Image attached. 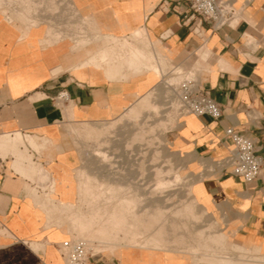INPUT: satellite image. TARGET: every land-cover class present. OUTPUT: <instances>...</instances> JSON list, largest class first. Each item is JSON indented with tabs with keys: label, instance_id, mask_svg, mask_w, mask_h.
<instances>
[{
	"label": "crops",
	"instance_id": "obj_1",
	"mask_svg": "<svg viewBox=\"0 0 264 264\" xmlns=\"http://www.w3.org/2000/svg\"><path fill=\"white\" fill-rule=\"evenodd\" d=\"M230 1L237 18L220 27L191 15L188 0H43L32 24L19 2L0 6V264H63L58 245L69 232L62 205L78 201L80 166L65 124L113 120L162 82L122 61L89 63L106 46L104 35L130 42L141 30L172 69H193L223 109L219 119L180 116L167 131L191 197L223 222L222 232L264 255V0ZM108 57L105 50L98 61ZM60 91L64 102L55 100ZM228 127L255 143L262 169L253 182L218 163L232 148ZM94 253L86 264H194L147 247Z\"/></svg>",
	"mask_w": 264,
	"mask_h": 264
},
{
	"label": "rangeland",
	"instance_id": "obj_2",
	"mask_svg": "<svg viewBox=\"0 0 264 264\" xmlns=\"http://www.w3.org/2000/svg\"><path fill=\"white\" fill-rule=\"evenodd\" d=\"M12 1L21 4V17L30 24L34 23L31 14L43 0H29L27 3L25 2L28 0H0V6ZM132 35L130 42L104 35L103 43L106 46L100 47L89 63L99 66L122 61L138 72L148 70L133 61L124 49L133 43ZM111 43L114 46L108 47ZM138 44H142V47ZM150 44L146 39L137 43V48L148 54L149 62L156 67L155 73L162 82L139 98L148 96L135 116H124L127 109L113 120L65 124L80 156V166L75 171L78 201L62 205V210L67 214L61 217L60 222L68 227L67 239H84L96 253L108 252L121 245L148 248V236H157L155 232L161 227L167 233L165 242L170 246L169 251H179L186 255L183 253L186 250L194 252L198 248L197 255L187 254L194 264H204L205 260L201 255L210 254L211 250L217 249L218 241L225 242V246L220 248L225 253H221L224 257H241L242 260L264 263V255H258L250 248L238 244L227 232H222L223 222L204 212L191 197V180L178 165L182 158L171 150L167 140V131L175 126L180 116L177 113V99L171 95L172 89L165 87L166 84H176L188 74V70L183 66L172 69L166 56L151 50ZM105 50L112 52L110 57L102 62L98 61L101 52ZM114 55H118V58ZM202 62L203 60L198 59V67ZM170 69L173 72L170 71L167 75ZM190 73L195 76L193 69ZM147 103L157 105V109L149 112L146 108L150 104ZM161 120L165 125L157 127L151 134L150 129ZM90 128L96 131L92 136L89 135ZM31 140H28L29 144ZM14 153L20 159L24 158L19 151ZM116 209L124 223L110 228L105 238L98 237L100 230L106 228L107 214ZM148 229H151L149 233ZM179 239L181 242L177 248ZM207 241V244L199 247ZM158 247L162 249V243ZM201 247L209 249L201 250Z\"/></svg>",
	"mask_w": 264,
	"mask_h": 264
},
{
	"label": "built area",
	"instance_id": "obj_3",
	"mask_svg": "<svg viewBox=\"0 0 264 264\" xmlns=\"http://www.w3.org/2000/svg\"><path fill=\"white\" fill-rule=\"evenodd\" d=\"M193 16L199 20L210 21L215 27L231 25L236 20L238 11L230 0H188ZM179 74V72H178ZM166 84V83H165ZM172 89V96L177 99V113L179 116L192 114L207 115L219 119L223 109L207 92L200 89L195 76L186 74L176 84H166ZM68 99L66 91L56 94L57 102ZM224 135L232 142L229 154L218 163L221 169L229 168V173L241 177L244 182L256 180L262 169V159L256 153L253 139L234 127L226 128ZM58 251L63 264H86L89 257L95 253L87 241L80 238L67 239L58 245Z\"/></svg>",
	"mask_w": 264,
	"mask_h": 264
},
{
	"label": "bare ground",
	"instance_id": "obj_4",
	"mask_svg": "<svg viewBox=\"0 0 264 264\" xmlns=\"http://www.w3.org/2000/svg\"><path fill=\"white\" fill-rule=\"evenodd\" d=\"M26 1V0H25ZM2 2H3V0H2ZM2 2H0V3H2ZM27 2H29V0L28 1H26L25 3H27ZM37 7V6H36ZM91 18H92V16H90ZM89 18V17H88ZM94 18V17H93ZM88 21V20H87ZM89 26V25H88ZM133 39H134V41H133V43L131 44V45H129L127 48H124V49H126L127 50V52L130 54V57H131V59L133 60V61H135V62H137L141 67H144V68H147L148 70H153L154 72H156V67L155 66H153V64H151L149 61V57H148V54L145 52V51H142V50H139L138 48H137V43H139V42H141V41H143V40H148L149 38L146 36V33L143 31V30H141V31H137L136 33H135V35H134V37H133ZM150 41V40H149ZM116 51H118V50H116ZM120 52V51H119ZM112 52H109L108 51V54L110 55ZM116 54V53H115ZM126 54V53H125ZM159 55V54H158ZM118 56V55H117ZM117 56H115L114 55V57H117ZM206 56H207V52H203V53H201V55H200V59L201 60H205V58H206ZM210 56V55H209ZM118 58V57H117ZM162 60V59H161ZM206 61V60H205ZM165 72V71H164ZM148 100V96H145V97H143V98H141V99H139L136 103H134L131 107H129L128 108V111L126 112V114H124V116H127V117H133V116H135L139 111H138V109L142 106V103L144 102V100ZM147 104H150V103H147ZM142 108V107H141ZM149 112H151V111H154V110H156L157 109V105H155V104H150L149 106H147V108H146ZM64 110V109H63ZM68 110H66V112H67ZM65 112V113H66ZM159 112V111H158ZM65 115H67V114H65ZM135 119V118H134ZM130 120H132L131 118H130ZM165 125V122L163 121V120H161V121H159L158 123H157V125L156 126H154L153 128H151L150 130H151V132L150 131H148V132H150L151 134L152 133H154L155 132V130H156V128L157 127H162V126H164ZM85 127V126H84ZM88 127V126H87ZM91 127V126H90ZM140 128V127H139ZM142 128V127H141ZM140 128V129H141ZM143 128H144V126H143ZM91 129V128H90ZM145 129V128H144ZM94 132H96L94 129H91L90 130V132H89V135L90 136H92V133H94ZM144 132V131H143ZM101 133V132H100ZM140 134H141V132H139ZM150 133H149V135H150ZM88 134V133H87ZM143 135V134H142ZM144 138L146 137L145 135L143 136ZM140 138H142L141 136H140ZM20 143H21V141H20ZM32 143V142H31ZM33 144V143H32ZM154 161V160H153ZM161 171V170H160ZM160 171H158L159 172V174H160ZM136 188V187H135ZM137 189V188H136ZM145 190V189H144ZM89 193V192H88ZM95 194V193H94ZM93 195V194H92ZM92 197V196H91ZM164 197V196H163ZM135 202V201H134ZM167 202V201H166ZM129 203H130V201H129ZM169 202H167V204H168ZM183 203V202H182ZM181 203V204H182ZM171 204V203H170ZM185 204V203H184ZM132 206H133V204H131ZM180 205V204H179ZM131 206V207H132ZM157 207H159V206H157ZM178 207H180V206H178ZM133 208V207H132ZM136 210V209H135ZM108 215V219H107V221H106V223H105V225H106V228L105 229H101L100 231V234H98V237H100V238H105L107 235H108V230H110V228H114L115 226H118L119 224H121V223H124V221H123V218H122V216L119 214V212L117 211V209L116 210H113V212H111L110 214H107ZM106 215V216H107ZM74 222V221H73ZM75 223V222H74ZM174 226V225H173ZM83 229V228H82ZM151 229H148V233H149V231H150ZM156 235L157 236H155L154 238L152 237V236H148V238H147V241H148V248H150V249H157V250H167V251H169V247L170 246H168L169 244H167L165 241H166V235H167V233L165 232V230L163 229V228H159V229H157L156 230ZM208 239H210V238H208ZM206 240V239H205ZM86 241V240H85ZM88 242V241H87ZM135 242H137V239H135ZM180 242H181V240L179 239L178 241H177V248H179V246H180ZM211 242V241H210ZM159 243L161 244L162 243V249L161 248H159L158 247V245H159ZM208 243V241L207 242H205V243H201V245H199V247L200 246H203L204 244H207ZM88 244L90 245V243L88 242ZM103 244H105V247H106V243L105 242H103ZM216 244L218 245V247H217V249H215V250H209L208 251V253H210V254H206V253H204V254H202L201 256H202V258H203V260H205L203 263L204 264H264V263H262L261 261L260 262H257L256 260L254 261V260H242V258L241 257H239V258H237V259H235V258H232V257H230V256H228L229 258H227V257H224V256H222V254L221 253H223L222 252V250L220 249V248H222V246H225V242H222V241H218V242H216ZM91 246V245H90ZM191 247H194V246H192V245H190ZM92 248V247H91ZM196 248V247H195ZM202 248H206V247H201V250H205V249H202ZM207 249V248H206ZM209 249V248H208ZM207 249V250H208ZM190 250V249H189ZM200 250V251H201ZM92 251H93V248H92ZM193 250H190V251H185V252H183L184 254H192V255H197L198 254V248L197 249H194V252H192ZM196 251V252H195ZM226 251V250H225ZM174 252H178V253H182V252H179V251H174ZM221 254V255H220ZM223 254H225V253H223ZM188 256V255H187ZM200 261V260H199ZM195 262V261H194ZM199 263V262H198ZM200 263H202V260H201V262Z\"/></svg>",
	"mask_w": 264,
	"mask_h": 264
}]
</instances>
